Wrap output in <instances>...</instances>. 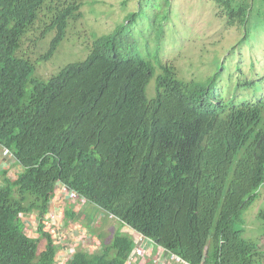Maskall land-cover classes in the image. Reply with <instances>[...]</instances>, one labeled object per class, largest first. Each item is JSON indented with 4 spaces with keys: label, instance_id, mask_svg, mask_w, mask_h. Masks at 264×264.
<instances>
[{
    "label": "trees",
    "instance_id": "1",
    "mask_svg": "<svg viewBox=\"0 0 264 264\" xmlns=\"http://www.w3.org/2000/svg\"><path fill=\"white\" fill-rule=\"evenodd\" d=\"M214 2L227 26L248 22L245 0ZM81 7L0 0V145L21 167L16 178L2 175L0 264H54L40 227L59 184L189 264H264L258 244L244 238L243 218L264 184V100L224 101L212 91L218 74L186 82L161 64L155 76L126 24L40 81L35 64L17 56L23 38L37 26L38 39L53 34L38 64L49 60ZM32 214L45 238L40 252L22 222ZM61 253L63 264H124L134 241L117 231L97 253Z\"/></svg>",
    "mask_w": 264,
    "mask_h": 264
},
{
    "label": "rangeland",
    "instance_id": "2",
    "mask_svg": "<svg viewBox=\"0 0 264 264\" xmlns=\"http://www.w3.org/2000/svg\"><path fill=\"white\" fill-rule=\"evenodd\" d=\"M77 1L82 4V17L70 22L65 39L49 60L38 64L53 34L38 39L41 29L37 26L21 42L17 56L35 64L34 76L40 81L48 80L69 63L83 60L90 51L94 37L108 35L118 25L126 24L139 51L148 57L146 60L154 67L155 76L160 73L159 64L172 66L177 78L186 82L206 84L214 74L219 73L212 91L221 92L219 96L224 101L231 100L234 104H240L264 100V0H245L250 13L248 22L244 26L236 24L232 27L227 26L226 19L220 17L222 10L214 0ZM131 13L135 14V19L129 22L128 15ZM150 15H156V20L150 18ZM155 53L157 59L153 58ZM154 82L153 78L147 87L148 100L154 94ZM250 83L253 85L249 88H236L237 85ZM6 152L10 151L0 145V189L4 184L3 174L16 178L21 171L19 163L9 160ZM56 186L59 189L53 193L49 210L58 207L56 212L60 216L57 219L62 221L64 211H75V204L61 196V184ZM71 193L78 196L77 204L82 202L83 197L77 192ZM100 211L101 207L96 205H92V209L86 206L79 209V216L69 217V221L81 225L76 229L80 232L79 237H72V233L63 237L62 243L68 251L75 249L84 253H97L103 242L108 244L112 240L115 232L120 231L129 236L125 229L129 226H122L110 213L100 216ZM261 215H264V184L258 190L257 200L243 214L246 221L244 238L257 243L260 251L264 252V216ZM51 216L48 215V218ZM21 217L26 226V234L40 238L35 247L39 252L42 251L45 238L37 228L36 214ZM43 226L47 233L53 232L49 219L48 224ZM139 237H143L142 234L135 232L134 239L131 238L134 241V253L124 264H170L164 257L156 260L160 256L156 250L150 253L138 251L141 244ZM60 239L57 238L52 245H60ZM146 245L150 248L149 241ZM61 252L68 256L63 247ZM61 252L57 253L60 260L56 264H63Z\"/></svg>",
    "mask_w": 264,
    "mask_h": 264
},
{
    "label": "clouds",
    "instance_id": "3",
    "mask_svg": "<svg viewBox=\"0 0 264 264\" xmlns=\"http://www.w3.org/2000/svg\"><path fill=\"white\" fill-rule=\"evenodd\" d=\"M161 64H159L158 66H160ZM162 65H164V64H162ZM160 71H161V69H160ZM159 74H161V73H159ZM216 74H218V76H219V73H216ZM158 75V74H157ZM215 75V74H214ZM213 75V76H214ZM212 76V77H213ZM211 77V78H212ZM218 79V78H217ZM151 82V81H150ZM189 82V81H188ZM149 85V84H148ZM148 87V86H147ZM239 88H242L241 86L239 87ZM238 88V89H239ZM154 91H155V82H154ZM152 98V97H151ZM66 187L67 188V191H69V192H72V190H70L67 186H65V185H63V184H61V187H60V190H59V192L61 193V196L62 197H64L68 202H70V203H73V204H75V207H74V209H75V211L73 210V209H67V210H65L64 211V213L62 214L63 216H64V219L62 220V221H59L57 218L60 216L57 212H56V208H58V207H56V206H54V210H52V211H50L49 210V203H50V201L52 200V198H53V193L56 191V190H58L59 188L58 187H55V189H54V191H53V193H52V195H51V197H50V200H49V202H48V206H47V209H46V213H45V216H47V215H53V217L51 216V217H49L48 219H49V222L51 223V225H52V227H53V232L51 233V234H49V233H47L46 232V230H45V228H44V226H43V224H48V219H46L45 221H44V223L41 225V227H40V229L42 230V232L46 235V236H48L50 239H51V243L53 244V243H55V240L57 239V238H61V239H63V237L64 236H66L67 234H69V233H72L73 235H72V237H79V235H80V232H78L76 229H78L79 227H80V225H81V223H78V222H72V221H69V217H75V216H79V214H78V212H79V209H83V208H85L86 206H89L91 209H92V205H89V203L87 202V200L86 199H84L83 198V200H82V202L81 203H79V204H77L76 203V201H77V199H78V196L76 195V199H70V197L69 196H67L66 194H64L62 191H61V188L62 187ZM79 208V209H78ZM90 211V210H89ZM69 213V214H68ZM107 212L105 211V210H103L102 208H101V211H100V213H99V215L100 216H102V217H104L105 216V214H106ZM98 215V216H99ZM81 219V218H80ZM82 220V219H81ZM114 220H117L119 223H120V221L118 220V218H115ZM39 229V230H40ZM126 229V233H128L129 234V236L131 237V238H133L134 239V234H135V232L136 231H134L131 227H127V228H125ZM119 233H120V231H118ZM130 232V233H129ZM39 239L40 238H37L36 240H35V242H37V240L39 241ZM75 239H77V238H75ZM61 244H62V246H61ZM60 245H56V246H53L54 248H55V250H56V252H55V258H54V264H56V262H57V260L59 261L60 259L58 258V252H61V250H62V247L67 251V253H68V256L70 257V259L73 257V255L74 254H76V252H79V250H75V249H70L69 251L66 249V246H64L63 245V243H61ZM38 245V244H37ZM99 249H101V246L99 247ZM98 249V250H99ZM80 252H82V251H80ZM88 254H93V253H88ZM56 259V260H55Z\"/></svg>",
    "mask_w": 264,
    "mask_h": 264
},
{
    "label": "built area",
    "instance_id": "4",
    "mask_svg": "<svg viewBox=\"0 0 264 264\" xmlns=\"http://www.w3.org/2000/svg\"><path fill=\"white\" fill-rule=\"evenodd\" d=\"M61 191L67 196H69L70 199H73V200L76 199V195L67 191V189L64 186L61 188ZM138 240L140 243H145V244H147V241H149L150 248H148L149 249L148 252L150 253L151 251L156 250L160 254V256L156 258V260L164 257L170 262V264H189L185 262L181 257L172 253L168 249L156 246L151 240H147L146 238H143V237H139Z\"/></svg>",
    "mask_w": 264,
    "mask_h": 264
},
{
    "label": "crops",
    "instance_id": "5",
    "mask_svg": "<svg viewBox=\"0 0 264 264\" xmlns=\"http://www.w3.org/2000/svg\"><path fill=\"white\" fill-rule=\"evenodd\" d=\"M0 155H1V153H0ZM10 160V159H9ZM0 179H1V176H0ZM149 247L145 244V243H141V244H139V248H138V251H140V252H145V253H149L148 252V249ZM148 255H150V254H148ZM151 257H152V255H151Z\"/></svg>",
    "mask_w": 264,
    "mask_h": 264
},
{
    "label": "bare ground",
    "instance_id": "6",
    "mask_svg": "<svg viewBox=\"0 0 264 264\" xmlns=\"http://www.w3.org/2000/svg\"><path fill=\"white\" fill-rule=\"evenodd\" d=\"M5 154H6L8 157H11L12 159H14L13 156H12V154H11L10 152H6Z\"/></svg>",
    "mask_w": 264,
    "mask_h": 264
}]
</instances>
